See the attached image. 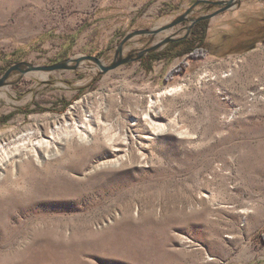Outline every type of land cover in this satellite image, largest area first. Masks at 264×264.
<instances>
[{
  "label": "rangeland",
  "instance_id": "obj_1",
  "mask_svg": "<svg viewBox=\"0 0 264 264\" xmlns=\"http://www.w3.org/2000/svg\"><path fill=\"white\" fill-rule=\"evenodd\" d=\"M195 1L0 0V76L22 61L92 55L108 65L126 34L166 24ZM216 9L200 3L188 18ZM187 24L135 35L123 54L183 36ZM204 24L198 55L184 52L191 32L154 51L161 58L106 73L83 60L8 76L0 143L89 110L118 150L97 134L8 172L0 264H264V0H236ZM166 122L175 129L148 134ZM116 156V165H95Z\"/></svg>",
  "mask_w": 264,
  "mask_h": 264
},
{
  "label": "bare ground",
  "instance_id": "obj_2",
  "mask_svg": "<svg viewBox=\"0 0 264 264\" xmlns=\"http://www.w3.org/2000/svg\"><path fill=\"white\" fill-rule=\"evenodd\" d=\"M165 34H169L167 31ZM206 74L200 76L205 79ZM199 80V81H200ZM174 86L172 89H176ZM3 94V93H2ZM155 103L151 102L145 110V115L150 121L158 115L155 110ZM94 114L88 110L84 118L78 119L74 114L69 112L63 123H59L49 128L48 133H44L40 129L36 131L27 130L13 140L0 143V180L10 172L12 177L16 175V166L26 160H31L36 164H42L45 160L59 156L62 153L65 145L70 142H78L91 144L100 134L105 139L106 144L111 151L115 153L118 149L115 148V143L118 140L116 134H111L109 128L101 130V123H96ZM174 130L171 122L158 123L148 134L157 135ZM178 134H185L183 131H178ZM148 138L149 135L143 136ZM123 140V139H122ZM126 140V139H125ZM128 140V139H127ZM118 153V152H117ZM123 157V156H122ZM121 156H116L114 159H102L96 162V167L113 166L120 162Z\"/></svg>",
  "mask_w": 264,
  "mask_h": 264
},
{
  "label": "water",
  "instance_id": "obj_3",
  "mask_svg": "<svg viewBox=\"0 0 264 264\" xmlns=\"http://www.w3.org/2000/svg\"><path fill=\"white\" fill-rule=\"evenodd\" d=\"M200 3L208 4L209 6L217 7V9L214 10L213 12L209 13V14H204V15H201V16L195 18V19H190V25L185 28L186 31H185V34L183 36H180L178 38L175 37V35L177 34V32H176L172 35L165 36L161 40H158L157 42L153 43L149 47L144 48L137 53H135L133 51V52H129L128 54H125V55L123 54V45L131 37H133L135 35H140V34H148V35L154 36V35L162 32V31H165L167 29H171V28L187 21L188 15L192 12L193 8ZM235 3H236V0H196L188 9L185 10V12L183 14L179 15L178 17H176L172 21L167 22L166 24H163L159 27H155L152 29H140V30H136L134 32L128 33L122 38V40L117 45V47L115 49V53H114V58H113L112 62L108 65H105L104 63H102V61L100 60L99 57L92 56V55H82V56H78L76 58H67V59H63L61 61L55 62L53 64L41 65V66H34V65H32L28 62H24V61L15 63V64L9 66L4 71V73L0 76V87H2L3 85L6 84L8 76L13 71H19L21 73H26V72H30V71H54V70H61V69H76L78 64L83 60L93 61L99 67L101 72L106 73L107 71L113 70L122 64L131 62L134 60H139L143 56V54L146 52H153V51L159 50L161 47H163L164 45H166L170 42H174V41L179 40L181 38L187 37L190 28L192 27V25L196 21L210 19V18L214 17L215 15L220 14V13L230 9ZM134 54H135V56H134Z\"/></svg>",
  "mask_w": 264,
  "mask_h": 264
},
{
  "label": "trees",
  "instance_id": "obj_4",
  "mask_svg": "<svg viewBox=\"0 0 264 264\" xmlns=\"http://www.w3.org/2000/svg\"><path fill=\"white\" fill-rule=\"evenodd\" d=\"M205 22L201 23L199 22L193 29L192 31V37L190 42H188L184 52H188L190 53V55H198L199 51L200 53L205 52V48H203V44H204V29H205ZM194 35V37H193ZM182 40V39H181ZM186 39H183V41ZM194 43H198V45H194ZM146 58H161V56L159 54H155L154 52L148 53L147 55H145L143 57V59ZM144 59V60H145Z\"/></svg>",
  "mask_w": 264,
  "mask_h": 264
},
{
  "label": "flooded vegetation",
  "instance_id": "obj_5",
  "mask_svg": "<svg viewBox=\"0 0 264 264\" xmlns=\"http://www.w3.org/2000/svg\"><path fill=\"white\" fill-rule=\"evenodd\" d=\"M207 5H208V4H207ZM198 17H199V16H198ZM196 18H197V17H196ZM190 19H195V18H188V20L184 22V23L188 22V24L185 26V28L188 27V26L190 25ZM207 20H209V19L196 21V22L192 25V27L190 28L187 37L191 34V32L193 31L194 27H195L199 22L203 23V22H206ZM185 31H186V29H185ZM187 37H185V38H181V39H187ZM181 39H179V40H181ZM156 51H157V50H156ZM153 52H154V51H153ZM148 53H151V52H146V53H144L143 56H142L140 59H142V58H143L145 55H147ZM134 56H135V54H134ZM140 59H139V60H140Z\"/></svg>",
  "mask_w": 264,
  "mask_h": 264
}]
</instances>
